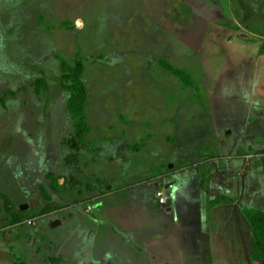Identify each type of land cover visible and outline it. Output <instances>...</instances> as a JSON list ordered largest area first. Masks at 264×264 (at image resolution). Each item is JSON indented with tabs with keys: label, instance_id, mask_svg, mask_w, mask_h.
Returning a JSON list of instances; mask_svg holds the SVG:
<instances>
[{
	"label": "rangeland",
	"instance_id": "374dc122",
	"mask_svg": "<svg viewBox=\"0 0 264 264\" xmlns=\"http://www.w3.org/2000/svg\"><path fill=\"white\" fill-rule=\"evenodd\" d=\"M256 2L0 0V151L7 154L6 170L13 173L15 165L18 174L0 187L17 199L42 182L51 186L56 175L76 174L85 192L74 191L67 210L25 215V225L12 232L20 239L5 236L11 232L0 223V264H33V257L40 264H255L235 220L223 223L225 239L218 242L224 243L211 246L199 224V188L201 164L214 160L205 173L214 178L221 160L240 156L217 148L216 131H231L238 122L234 106L242 113L246 104L234 101L246 95L248 81L236 60L258 53L252 39L263 31L262 19L243 12ZM188 31L203 33L202 47L188 46L182 39ZM60 57L84 62L90 132L81 171L65 164L63 139L74 120ZM160 58L188 71L190 81L164 69ZM38 82L45 85L40 94ZM224 135L229 146L237 140ZM136 143L142 146L133 151L129 144ZM248 154L261 161L260 152ZM255 173L264 169L247 171ZM156 182L162 187L155 189ZM91 186L106 189L102 206ZM160 190L166 204L176 202L175 211L155 203ZM122 212L132 225L122 226ZM30 218L37 225H28ZM239 248L245 255L236 261Z\"/></svg>",
	"mask_w": 264,
	"mask_h": 264
},
{
	"label": "crops",
	"instance_id": "0c3cea01",
	"mask_svg": "<svg viewBox=\"0 0 264 264\" xmlns=\"http://www.w3.org/2000/svg\"><path fill=\"white\" fill-rule=\"evenodd\" d=\"M202 4L208 3L203 2ZM248 6L249 5H247L246 7ZM243 12H246L247 15L251 16L250 20H252L253 16L258 15L259 20L262 19L261 21L263 23V31L256 30V32H254L256 34H254V38L252 39V41L258 44L259 46L258 53H255L253 56L249 55V57L245 58L237 57L236 65L237 67L241 66L242 72L244 71V74L241 76H243V79H246V77H248V81L246 95L244 97L237 98L234 101L240 102L243 98L244 101L242 102L246 104L243 105L244 110L242 111V113H240V110L238 107H236V105L234 106L233 113L238 122H235L233 124L231 123V131L226 132V128L217 129L216 142L218 144L217 148L220 147L223 150L235 149L233 151V154H236V150L239 151V149H246L247 156H239L237 154L236 157H227L228 159L221 160V163L218 164L219 168H216L214 171L211 170L214 173V178H211L212 173L208 174V176L205 175V173H209L210 171V169L208 168H210L212 165L215 166L214 160L205 161L206 163L201 164L200 168L202 172H200V177H202L201 182L203 183V186L201 187L200 182L199 190L200 193H202V195L204 196V199H202V206H204V221L201 220L202 218L199 219V224L203 225L204 235L208 236L209 240L211 238V246H215V244L221 245L222 243H224L218 242L219 238H221V240L225 239L223 238V236L221 237L222 233H224V228H222L224 227L223 223L227 225L229 223H234V220L237 221L239 223V232L241 234L243 233V236H247V252L250 254V258L252 260L253 238L251 236H253V229L245 214V211L247 209H258L264 211V173L260 175H257L256 173L247 175V171L249 170L255 171L264 169V0H258V2H256V4L254 5V8L251 7L246 10L243 9ZM235 21L236 20H234V22ZM246 31L249 34H251L252 32L249 29H247ZM205 32H207V30ZM194 33L195 32L188 31L182 39L185 40L188 43V46L192 49L198 46L200 48L202 47V41L204 40L203 33L201 36L198 37L193 35ZM244 84H246V82H244ZM241 126L242 129L240 128ZM224 134H227L232 137H235L234 135L237 134L236 142L229 146L227 144L228 142L226 143L225 141L227 137ZM223 141H225V143L221 144V142ZM131 146L132 144H129L130 148ZM139 149L140 147L132 150L138 151ZM249 152L251 155L260 152V154H262L261 161L251 160L248 154ZM67 154L65 155V164L68 166H73L74 169L76 168V171L77 169L79 171L83 170V162L81 168H78L75 165L68 164L66 162ZM127 156L123 154L122 160L128 159ZM117 158L118 157H116V159ZM6 160L7 154L0 151L1 184L4 183L6 179H15L16 175H18L16 172L17 169L15 165L13 167V173H10V168L6 170ZM173 170V168L169 169V171ZM161 171L162 170H160L159 173H161ZM190 173L194 174L196 172L195 170H190ZM216 173L218 174V178L216 177ZM54 178H56L55 186H52ZM54 178L51 180V186H46L44 182H42V185L37 184L39 187H35L32 193L25 192L17 196L18 200L16 199V196H14V194H10L8 190L5 191L0 187V223H4L5 232H11L5 234V236H8L11 239H20L22 235L19 231H17L15 234H13L12 232L16 227L25 225L24 223H22V221L25 219V215L31 216L29 214H35V212L39 210L41 211L43 207L51 203L53 207L52 211L48 214H45L46 216H51L52 213H54L55 211L67 210L69 208L70 203L68 202V200L73 197L74 191L77 190L78 193L85 194V192L82 191V189L84 188L83 183L79 180V177L76 174H73L71 176L56 175ZM173 182L177 183L176 181ZM170 184L167 182L164 184V186L166 185V189L174 188L175 184L172 187H170ZM161 187L162 186L159 182L155 183V189H159ZM89 188L91 189V191H94L92 193L94 197L95 194L97 196V194L99 193V196H97V199H99L96 202L97 206H102L103 201H99L102 199L103 196L106 195V189L99 190V188H92V186ZM126 189H128V187H122V191H126ZM210 190H213L214 193L213 191L209 193ZM220 196L232 199V201L226 200L224 202L218 203L215 206H212V201ZM155 203L159 206H166L169 212L175 211L176 209V202L172 203V201H170V198L168 200V204H166V201L165 204L160 205L161 203L158 202V199L155 196ZM26 205H28V207H26ZM219 212L220 216L218 215ZM228 213H231V217L229 219H227ZM186 215L190 216L189 214ZM224 217H226L227 220H225ZM130 224L132 225V223H130V218L122 212V226H128ZM165 225L168 226V224ZM249 226H251V228H249ZM227 228L228 226H225V231L227 230ZM31 236H33V234ZM251 246L252 251L250 252ZM237 253L239 255L235 259L236 261L240 256L244 257L245 255L244 251H242L241 248H239V252ZM33 258L34 260L31 263H41L40 259H37L36 257ZM241 259L242 258H240V260ZM11 264H14V262Z\"/></svg>",
	"mask_w": 264,
	"mask_h": 264
},
{
	"label": "trees",
	"instance_id": "16d2710c",
	"mask_svg": "<svg viewBox=\"0 0 264 264\" xmlns=\"http://www.w3.org/2000/svg\"><path fill=\"white\" fill-rule=\"evenodd\" d=\"M159 60L162 67L174 76L184 82L190 81L188 71L174 65L168 59L160 58ZM60 62L61 82L63 87L70 93L67 101V108L74 120L73 131L66 134L63 139L66 148L69 150V153L66 156V162L70 165H75L78 168H81V153L89 146L87 135L90 132V126L87 122L85 114L86 107L88 105V90L84 82V62L80 59H76L72 63L63 57H60ZM44 87V83L38 82L35 88L36 92L40 94L42 88ZM141 146L142 143H136L132 145L131 148L137 149ZM241 151H244V149H239L238 152H240V155L247 154ZM55 179L56 178L53 179L52 186H55ZM226 200L232 201V199L227 197H217L212 201V206ZM52 209L53 207L50 203L41 209V214H48L52 211ZM245 214L253 229L252 262L255 264H264V211L258 209H247ZM14 264L30 263L26 260H19L14 262Z\"/></svg>",
	"mask_w": 264,
	"mask_h": 264
},
{
	"label": "built area",
	"instance_id": "2783aa9c",
	"mask_svg": "<svg viewBox=\"0 0 264 264\" xmlns=\"http://www.w3.org/2000/svg\"><path fill=\"white\" fill-rule=\"evenodd\" d=\"M156 196H157V198L159 200V203H161V204H165L166 203L167 197H166V195L164 194V192L162 190L158 191ZM91 210H92V207L88 206L87 211L90 212ZM26 223L28 225H30V226H35V225H37V220H36V218H30V219L26 220Z\"/></svg>",
	"mask_w": 264,
	"mask_h": 264
},
{
	"label": "water",
	"instance_id": "95a60500",
	"mask_svg": "<svg viewBox=\"0 0 264 264\" xmlns=\"http://www.w3.org/2000/svg\"><path fill=\"white\" fill-rule=\"evenodd\" d=\"M26 207H28V205H26Z\"/></svg>",
	"mask_w": 264,
	"mask_h": 264
}]
</instances>
